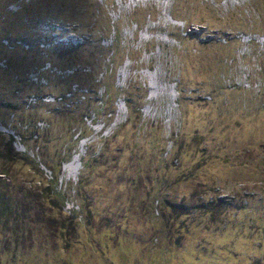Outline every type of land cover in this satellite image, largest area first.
<instances>
[{
    "label": "rangeland",
    "instance_id": "374dc122",
    "mask_svg": "<svg viewBox=\"0 0 264 264\" xmlns=\"http://www.w3.org/2000/svg\"><path fill=\"white\" fill-rule=\"evenodd\" d=\"M0 264H264V0H0Z\"/></svg>",
    "mask_w": 264,
    "mask_h": 264
},
{
    "label": "trees",
    "instance_id": "16d2710c",
    "mask_svg": "<svg viewBox=\"0 0 264 264\" xmlns=\"http://www.w3.org/2000/svg\"><path fill=\"white\" fill-rule=\"evenodd\" d=\"M70 90H71V89H70ZM70 90H65V91L61 92L60 94H56L54 97H55V98H58V97H59L60 99H63V98H65L66 93H67V92H70ZM127 101H128V100L125 99V103H126V104H128ZM80 133H81V131L78 132V135H79ZM10 138H11V141H12V140H13L12 137H10Z\"/></svg>",
    "mask_w": 264,
    "mask_h": 264
},
{
    "label": "bare ground",
    "instance_id": "6f19581e",
    "mask_svg": "<svg viewBox=\"0 0 264 264\" xmlns=\"http://www.w3.org/2000/svg\"><path fill=\"white\" fill-rule=\"evenodd\" d=\"M82 145V144H81ZM80 148H81V146H80ZM79 155H80V152L78 151V152H76L74 155H73V157H72V161H75L78 157H79Z\"/></svg>",
    "mask_w": 264,
    "mask_h": 264
}]
</instances>
